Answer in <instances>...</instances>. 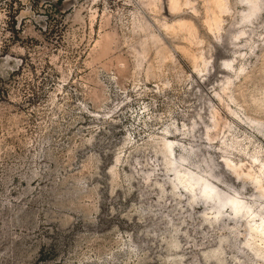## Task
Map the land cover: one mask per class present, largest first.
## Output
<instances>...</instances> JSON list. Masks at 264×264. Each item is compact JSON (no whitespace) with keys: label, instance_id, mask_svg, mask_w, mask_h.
Segmentation results:
<instances>
[{"label":"rangeland","instance_id":"obj_1","mask_svg":"<svg viewBox=\"0 0 264 264\" xmlns=\"http://www.w3.org/2000/svg\"><path fill=\"white\" fill-rule=\"evenodd\" d=\"M0 264H264V0H0Z\"/></svg>","mask_w":264,"mask_h":264},{"label":"bare ground","instance_id":"obj_2","mask_svg":"<svg viewBox=\"0 0 264 264\" xmlns=\"http://www.w3.org/2000/svg\"><path fill=\"white\" fill-rule=\"evenodd\" d=\"M243 2H246L247 0H242ZM257 5V4H256ZM256 5H252V9H251V15H253L254 13V10L256 9ZM251 15H247V18H249ZM167 148H168V151H170V150H172V146L171 145H168L167 146ZM209 197H208V194H207V191L205 190V191H203V193H202V200H203V202H208V199ZM233 203L235 204V201H233ZM234 205H232V207H233ZM233 216H238L239 215V211L236 209L235 211H234V213L232 214Z\"/></svg>","mask_w":264,"mask_h":264}]
</instances>
